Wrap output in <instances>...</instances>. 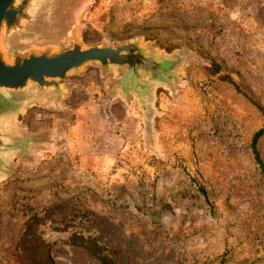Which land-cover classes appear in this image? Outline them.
<instances>
[{"label":"rangeland","instance_id":"1","mask_svg":"<svg viewBox=\"0 0 264 264\" xmlns=\"http://www.w3.org/2000/svg\"><path fill=\"white\" fill-rule=\"evenodd\" d=\"M56 31L189 56L148 122L96 65L19 115L44 140L0 176V264H101L78 237L116 264H264V0H62Z\"/></svg>","mask_w":264,"mask_h":264},{"label":"water","instance_id":"2","mask_svg":"<svg viewBox=\"0 0 264 264\" xmlns=\"http://www.w3.org/2000/svg\"><path fill=\"white\" fill-rule=\"evenodd\" d=\"M62 0H0V176L12 171L15 156L27 157L44 138L20 131L18 117L48 99L60 100L66 80L88 65L118 73L112 96L139 100L148 122L152 88L172 87L178 65L189 56L184 49L160 55L140 37L122 43L85 44L77 31L64 47L56 31L57 6Z\"/></svg>","mask_w":264,"mask_h":264},{"label":"trees","instance_id":"3","mask_svg":"<svg viewBox=\"0 0 264 264\" xmlns=\"http://www.w3.org/2000/svg\"><path fill=\"white\" fill-rule=\"evenodd\" d=\"M264 132V129L257 130L250 141V150L253 155V159L257 163L258 167L260 168V171L264 175V161L262 159V156L260 154V151L258 149V141L260 137L262 136ZM81 241V247H83L86 251H88L93 257H95L101 264H116L115 261L109 254L105 253L102 248L92 239H84L83 237H78ZM74 238H72L73 240ZM44 245V242H42ZM33 246V245H32ZM31 249L29 247V251L31 252ZM30 264H53V260L49 253L46 251V249L43 248V251L41 250L39 252V255L37 258H34V256L29 257Z\"/></svg>","mask_w":264,"mask_h":264}]
</instances>
